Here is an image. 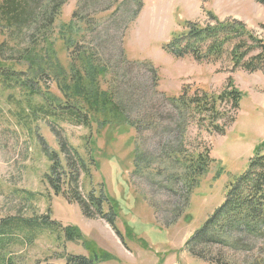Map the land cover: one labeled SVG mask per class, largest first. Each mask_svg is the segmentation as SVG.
Segmentation results:
<instances>
[{
    "label": "rangeland",
    "instance_id": "obj_1",
    "mask_svg": "<svg viewBox=\"0 0 264 264\" xmlns=\"http://www.w3.org/2000/svg\"><path fill=\"white\" fill-rule=\"evenodd\" d=\"M75 13L78 27L80 20L93 24L91 46L107 68L103 87L113 92L126 122L103 128L97 122L89 127L60 122L55 127L48 120L32 121L27 118L28 105L45 100L30 98L15 85L0 86V222L48 214L61 227L46 224L44 228L52 231L40 230L33 238L13 236L0 251V264H66L69 256L92 257L94 249L112 257L103 264H209L193 257L186 244L223 204L250 160L264 155V71L235 69L227 58L217 63L177 59L163 47L174 33L184 31L186 22L213 25L212 16L242 22L264 40V4L69 0L55 24L54 42ZM2 30L0 25L4 56L21 62L15 52L27 46H19ZM230 79L243 99L240 109L231 104L223 108L229 115L217 122L222 134L201 129L172 104V97L187 88L193 95L200 90L220 94ZM46 87L59 97L54 82L47 80ZM128 124L138 126L137 131ZM53 129L62 131L86 160L95 159L91 176L81 175L80 192L85 199L91 192L97 198L103 192L104 211L115 214L114 229L100 216L86 218L79 205L56 195L45 180L51 163L41 140L51 152H60ZM137 147L141 158L134 169ZM205 149L215 163L191 190L182 178V164L174 161L176 153ZM70 227L80 238L69 239L65 229ZM246 245L249 248L236 256L237 264L264 260V240L246 239Z\"/></svg>",
    "mask_w": 264,
    "mask_h": 264
},
{
    "label": "trees",
    "instance_id": "obj_2",
    "mask_svg": "<svg viewBox=\"0 0 264 264\" xmlns=\"http://www.w3.org/2000/svg\"><path fill=\"white\" fill-rule=\"evenodd\" d=\"M68 1L0 0L2 32L19 46H27L15 52L22 60L16 62L15 57L4 56L6 45H1L0 86L15 85L25 90L30 98L45 100L44 103L28 105L27 118L32 121L48 120L49 125L55 127L60 122L84 127L97 122L103 128L126 122L113 92L103 87L107 68L97 50L91 46V21L80 20L78 27L75 21L78 14L75 13L73 22L63 24L56 36L57 41H53L55 24ZM255 1L264 4V0ZM212 20L213 25L186 22L184 31L174 33L171 41L164 45V51L177 59L192 57L202 63H217L227 58L235 69L248 73L264 71V40L256 37L242 22H224L213 16ZM61 55H64L63 58H60ZM10 63L17 68L5 65ZM47 80L55 83L59 97L51 95L46 87ZM44 87L47 91L42 90ZM242 99L243 94L230 79L227 88L220 94L200 90L193 95L187 88L180 96L172 97L171 101L201 129L204 126L209 132L222 134L224 129L217 122L229 115L223 108L231 104L234 109H240ZM128 125L137 131L138 126ZM61 132L53 129L59 153L51 152L41 140L42 151L51 163L45 180L56 195L79 205L86 218L100 216L114 227L115 214L104 211L103 192L99 198L91 192L87 199L80 192L81 175L91 176V168L97 167L95 159L91 156L86 160ZM138 151L137 147L133 153L134 169L141 158ZM174 161L182 164L185 173L182 178L191 190L215 163L209 149L178 152ZM33 221L38 222L35 224ZM46 224L60 227L48 214L39 219L3 220L0 222V251L14 241L13 236L24 234L33 238L38 231L49 230L44 228ZM65 232L70 240L80 238L76 228H67ZM250 238L264 240V155L261 154L250 160L247 171L229 187L223 204L186 245L193 257L209 264H237L236 256L249 248L246 239ZM92 253L90 258L69 256L66 264H103L104 260L112 258L103 251L94 249ZM253 264H264V260L258 258Z\"/></svg>",
    "mask_w": 264,
    "mask_h": 264
}]
</instances>
